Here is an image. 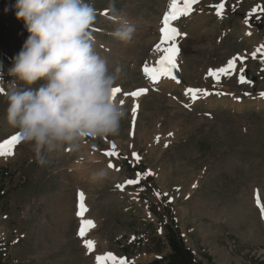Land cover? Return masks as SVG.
<instances>
[{
    "label": "rangeland",
    "instance_id": "obj_1",
    "mask_svg": "<svg viewBox=\"0 0 264 264\" xmlns=\"http://www.w3.org/2000/svg\"><path fill=\"white\" fill-rule=\"evenodd\" d=\"M88 2L98 10L96 50L110 70L117 65L124 69L116 98L127 115L117 135L89 138L76 149L51 153L46 166L21 139L12 155L0 156V241L6 260L97 264V256L111 253L129 264L150 263L168 252L165 229L153 213L167 204L201 264L264 261V217L256 202L258 193L264 204V54L252 56L264 46V0H198L190 14L172 21L186 34L176 40L180 82L169 76L154 81L144 71L146 65L156 67L163 55L156 45L171 0ZM15 4L8 0L2 12L0 82L5 89L15 79L9 75L13 58L30 35L24 20L16 17ZM113 12L134 24L130 42L110 35ZM237 54L244 60L236 61L235 72L222 74L218 82L208 75ZM241 68L252 72V82H239ZM135 88L147 92L126 95ZM189 88L212 94L194 99L186 94ZM6 108L0 91V143L16 131L6 121ZM108 151L118 155L107 156ZM128 164L150 170V181L141 183L126 169ZM99 169L107 175L91 179ZM129 179L139 182L126 184ZM118 184L125 185L123 190ZM79 192L87 208L83 217L76 214ZM83 218L95 227L81 237ZM84 240L94 242L91 252Z\"/></svg>",
    "mask_w": 264,
    "mask_h": 264
},
{
    "label": "clouds",
    "instance_id": "obj_2",
    "mask_svg": "<svg viewBox=\"0 0 264 264\" xmlns=\"http://www.w3.org/2000/svg\"><path fill=\"white\" fill-rule=\"evenodd\" d=\"M15 8L30 35L9 69L15 79L6 89L0 82V91L7 100L8 125L30 145L36 161L46 166L51 153L117 135L127 112L113 91L124 69L110 70L96 50L94 5L88 0H16ZM112 22L110 35L130 42L134 24L118 12ZM106 175L99 169L91 179Z\"/></svg>",
    "mask_w": 264,
    "mask_h": 264
},
{
    "label": "snow or ice",
    "instance_id": "obj_3",
    "mask_svg": "<svg viewBox=\"0 0 264 264\" xmlns=\"http://www.w3.org/2000/svg\"><path fill=\"white\" fill-rule=\"evenodd\" d=\"M196 3H198V0H171L170 5H169L170 11L166 12L163 17V21H162L163 26L160 29V32H161L160 43L156 45V48L159 49L163 53V55L160 57L158 61V67H148L146 65L144 68V71L152 78V80L154 81L158 80L161 76H169L175 79V76L173 75V70L177 67L176 62H175V57L177 56L178 51H179L176 40L178 36L186 35V34L180 33L176 27H173L172 21L177 20L181 15L190 14L192 11V5ZM217 7L218 9L222 11L223 4L218 5ZM253 11H255V9ZM257 52H261L262 54H264V46H261V48H258L256 52L252 53L253 58L256 57ZM237 60H240L242 62L244 60V57H241L239 56V54H237V56H234L230 60H228L226 66L220 67L219 69H215V70L209 69L208 75L215 77L218 82L222 74L228 75L236 71V61ZM239 71L243 73L244 69L241 68ZM239 82L246 83L248 81H246L245 77L241 75L239 77ZM120 92H121V89L116 88L114 89L113 94L114 96H116V94ZM146 92H147V89L141 88L138 91H134L126 95L138 97ZM186 94H191L192 97L195 99V98H198V95L208 96V95H211L212 93L208 92V90L206 89L189 88L186 90ZM216 94L220 95L222 93H216ZM260 95L264 96V92H261ZM121 103H123V101H121ZM187 106L188 105H186V107ZM138 107H139L138 104L134 105L132 108V112L135 113ZM133 122H135V117H133ZM169 135H172V134L169 133ZM156 139L157 141H159L158 136L156 137ZM19 140H20L19 135L15 134V135H12L9 139H6L2 143H0V156L12 155L13 154L12 148ZM112 148L115 149V144L112 145ZM105 154L107 156L118 155V153H116L115 151H108ZM133 156H136L137 160H139V156L136 153H133ZM109 167H114V165L110 162ZM116 170L119 171V169H116ZM151 174L152 173L149 170L144 175H151ZM137 175L140 176L139 173ZM138 182H139L138 179L137 180L129 179L125 183L126 184H136ZM124 186H125L124 184L117 185V187L120 188L121 190H123ZM193 187H195V185H193ZM78 197H79V204H78L79 210L77 211L76 214L77 216L83 217L85 212L87 211V208L84 203V199H85L84 193L79 192ZM256 202L260 208L262 217H264V204H261L258 193L256 197ZM94 227H95V224L93 220L82 219L78 235L81 237H84L87 231L90 228H94ZM84 244L87 246L90 252L93 250L94 242L92 240H84ZM96 260H97V264H109V262L110 264H129V262L126 261L125 259L117 258L111 253H108L103 256H97Z\"/></svg>",
    "mask_w": 264,
    "mask_h": 264
},
{
    "label": "trees",
    "instance_id": "obj_4",
    "mask_svg": "<svg viewBox=\"0 0 264 264\" xmlns=\"http://www.w3.org/2000/svg\"><path fill=\"white\" fill-rule=\"evenodd\" d=\"M8 3V0H0V42L4 40V27L3 18L1 12L4 10ZM126 169L133 173H139L140 181H150V176L144 175L145 172L134 165H127ZM167 205V204H166ZM162 204V210H153V213L157 216L158 226L165 229L164 238L168 252L165 255L153 260L146 264H201L196 258L192 250L186 246L184 239L181 235L177 222L172 215L171 210L167 209V206ZM152 227V226H151ZM123 251H128L127 247L122 248ZM159 250V249H158ZM0 264H22L20 262H9L4 255L3 244L0 241ZM133 264V263H130ZM251 264H264V261H254Z\"/></svg>",
    "mask_w": 264,
    "mask_h": 264
},
{
    "label": "water",
    "instance_id": "obj_5",
    "mask_svg": "<svg viewBox=\"0 0 264 264\" xmlns=\"http://www.w3.org/2000/svg\"><path fill=\"white\" fill-rule=\"evenodd\" d=\"M173 75L175 76V79H176V80H178V81L181 80L180 76L178 75L177 68H175V69L173 70ZM245 78H246L247 80H252V79H253V77L251 76L250 71L247 70V71L245 72Z\"/></svg>",
    "mask_w": 264,
    "mask_h": 264
},
{
    "label": "bare ground",
    "instance_id": "obj_6",
    "mask_svg": "<svg viewBox=\"0 0 264 264\" xmlns=\"http://www.w3.org/2000/svg\"><path fill=\"white\" fill-rule=\"evenodd\" d=\"M261 102H264V101H261ZM84 219V218H83Z\"/></svg>",
    "mask_w": 264,
    "mask_h": 264
}]
</instances>
